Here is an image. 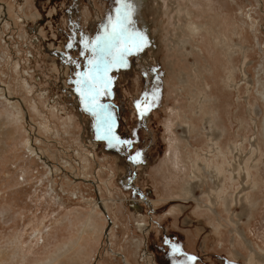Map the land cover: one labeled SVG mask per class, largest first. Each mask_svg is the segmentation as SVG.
<instances>
[{"label":"rangeland","instance_id":"1","mask_svg":"<svg viewBox=\"0 0 264 264\" xmlns=\"http://www.w3.org/2000/svg\"><path fill=\"white\" fill-rule=\"evenodd\" d=\"M130 3L146 46L90 112L78 81L121 0H0V264H264V0ZM107 114L130 147L98 139Z\"/></svg>","mask_w":264,"mask_h":264},{"label":"snow or ice","instance_id":"2","mask_svg":"<svg viewBox=\"0 0 264 264\" xmlns=\"http://www.w3.org/2000/svg\"><path fill=\"white\" fill-rule=\"evenodd\" d=\"M122 8L119 10V13L116 17V20L111 25V30L105 34L103 43L97 42L94 45V52L96 49H99L98 58L95 60H90L89 63L93 65L92 72L93 75L88 76L87 79H82L78 81L83 86V90L80 88L77 91L81 92V95L84 96L85 100L91 105L88 108V111L94 112L97 108H103L99 105L97 96L100 94H109L107 91L111 87L112 77L108 76V72L112 67H126L127 61L125 57L130 54L132 51H142L146 46V40L143 35H137L135 39L131 36L125 37L127 32L128 25L131 22L132 15V4L130 0H121ZM68 47H72L71 44ZM112 49L116 50L115 54H112ZM144 96L148 99V102H142L138 100L136 102V107L138 113L141 116L147 114L154 105L156 99L158 98L156 92L148 93L146 92ZM112 117L110 114H107L103 117L101 122V127L103 129V136L98 137L107 139L110 142L111 146L124 145L131 146L132 140H122L114 132V127ZM115 141V144L112 142ZM141 153L136 152L134 156H131L130 159L134 162H140ZM179 249L176 246H173V253L178 252ZM187 260L193 262L197 260L195 256H187Z\"/></svg>","mask_w":264,"mask_h":264},{"label":"bare ground","instance_id":"3","mask_svg":"<svg viewBox=\"0 0 264 264\" xmlns=\"http://www.w3.org/2000/svg\"><path fill=\"white\" fill-rule=\"evenodd\" d=\"M175 43H178V40H175L174 41ZM182 42H179V44H180V47L182 48V46L183 47H186L187 48V50H189V44H188V42H185V43H187L186 45H182L181 44ZM77 102H78V107L79 108H81V106L79 105V99H77ZM82 109V108H81ZM0 133H3L4 134V130L1 128L0 129ZM211 137H213V134L211 133V134H209ZM212 140V139H211ZM217 137H213V141H212V143H209V145L211 146V148H215V150H220V146H218L217 145ZM206 158L207 159H209V157H207L206 156ZM207 164H209V162H203V163H200V171H197L196 173H197V176L199 177V179H202V181H203V183H204V185H206L207 184V182H208V178H207V176H206V172H208L209 171V173H211V172H213V178L215 179L216 178V181H217V186L215 187L217 190H222L223 189V183H222V180H221V177H220V175H218L217 173H215L214 171H212L210 168H209V166L207 165ZM237 167H239V162L238 161H234V162H232V167H231V172L233 173V176H234V174L236 173L235 171H236V169H237ZM207 170V171H206ZM200 172V173H199ZM212 175V174H211ZM210 175V176H211ZM198 181V180H197ZM199 182V181H198ZM201 182V181H200ZM197 183V182H196ZM195 183V184H196ZM193 186V185H192ZM192 186H190V185H188V184H186L185 186H184V191L185 192H187V193H189V192H191L192 191V189H193V187ZM203 187V186H202ZM211 190V189H210ZM87 202H89L91 205H92V210H90L89 211V214H88V217H87V219L85 220V222H84V225H85V227L87 228V230H88V232L92 235V236H97V234L99 233V231H100V223H99V220H96V218L98 217H95L94 215H93V213H94V207L95 208H97V205H100L101 206V208L102 209H107V207H106V205L104 204V201L102 200V198H95V197H93L91 200L90 199H88V201ZM93 202V203H92ZM214 202V201H213ZM207 207L209 208V209H212V207L210 206V205H207ZM214 212H216L214 209H212ZM107 211V210H106ZM96 215V214H95ZM83 216V215H82ZM73 224V223H72ZM146 225L145 224H143V225H141V227H145ZM148 228H146V230H147ZM146 230H144L143 229V231H146ZM238 230L242 233V230L240 229V228H238ZM248 241V240H247ZM248 243H249V245H250V248H251V251H252V253L256 256V260H261V261H264V251L261 249V250H257L254 246H252V244L248 241ZM76 260V259H75ZM125 261H126V259H125ZM128 264H130L129 262H128Z\"/></svg>","mask_w":264,"mask_h":264},{"label":"crops","instance_id":"4","mask_svg":"<svg viewBox=\"0 0 264 264\" xmlns=\"http://www.w3.org/2000/svg\"><path fill=\"white\" fill-rule=\"evenodd\" d=\"M145 224V223H144ZM143 225V224H142ZM146 225V224H145Z\"/></svg>","mask_w":264,"mask_h":264}]
</instances>
